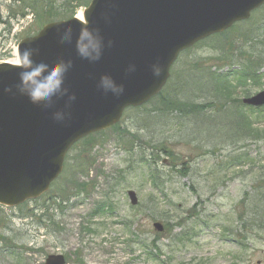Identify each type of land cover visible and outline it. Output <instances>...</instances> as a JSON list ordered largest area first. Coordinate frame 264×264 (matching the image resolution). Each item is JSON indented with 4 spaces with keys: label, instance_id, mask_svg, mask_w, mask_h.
<instances>
[{
    "label": "rangeland",
    "instance_id": "1",
    "mask_svg": "<svg viewBox=\"0 0 264 264\" xmlns=\"http://www.w3.org/2000/svg\"><path fill=\"white\" fill-rule=\"evenodd\" d=\"M63 1L55 0L58 6ZM19 6L0 0L1 61L15 62L19 42L39 30L35 15L22 18ZM171 69L155 97L71 147L62 175L39 200L0 205L4 248L23 245L24 264L59 253L67 264H264V230L242 214L257 203L253 188L264 173V138L252 129L264 127V107L242 103L264 89V5L184 51ZM173 99L203 108L186 115L167 107ZM245 122L251 136L243 139L237 132ZM152 169L158 170L154 179ZM84 182L88 187L77 191ZM128 190L137 193V206ZM40 206L49 208L41 218ZM32 210L35 215L22 216ZM156 220L169 222L174 233L192 228V237L171 243L155 229ZM156 235L161 261L146 250ZM13 263L8 253L0 254V264Z\"/></svg>",
    "mask_w": 264,
    "mask_h": 264
},
{
    "label": "water",
    "instance_id": "2",
    "mask_svg": "<svg viewBox=\"0 0 264 264\" xmlns=\"http://www.w3.org/2000/svg\"><path fill=\"white\" fill-rule=\"evenodd\" d=\"M263 4L264 0H91L82 20L55 21L22 39L18 54L27 47L39 48L33 56L37 63L52 64L61 57L73 61L64 83L76 99L67 109L71 116L57 121L53 112L64 108L67 95L56 98L52 108L35 105L15 88L21 69L0 63V204L16 206L41 196L63 170L75 142L118 123L126 107L140 106L158 94L182 50L248 19ZM82 25L99 28L104 37L103 55L96 62L77 54ZM67 26L73 29L71 43L62 41L58 32ZM155 63L163 69L159 77L153 72ZM132 64L135 70L128 71ZM105 73L123 84L120 96L98 87ZM8 87L11 93L5 91ZM243 102L264 106V90ZM128 195L136 205V192L129 190ZM154 227L164 229L161 222ZM41 264L66 260L63 254H52Z\"/></svg>",
    "mask_w": 264,
    "mask_h": 264
},
{
    "label": "clouds",
    "instance_id": "3",
    "mask_svg": "<svg viewBox=\"0 0 264 264\" xmlns=\"http://www.w3.org/2000/svg\"><path fill=\"white\" fill-rule=\"evenodd\" d=\"M61 40L71 43L73 29L70 26L58 30ZM112 41H108L111 46ZM104 37L99 28H91L82 25L79 35L76 39L77 54L90 62H96L101 59L104 50ZM39 54V48L27 47L19 52L14 67L21 69L19 72L20 82L15 85L19 94L29 98L31 103L42 105L44 108H52L56 103V98L67 95L68 99L64 108L53 112V118L57 121H64L66 117L71 116L67 109L71 108L72 102L76 99V94H69V88L65 86V78L69 69L73 65L71 59L58 58L52 64L45 62L37 63L33 56ZM154 75L160 76L163 69L158 63L152 65ZM135 65L129 66L128 71H134ZM98 87L105 93L111 92L115 96H120L124 92L123 84L117 83L110 74H103L100 77ZM11 93L12 87L5 89Z\"/></svg>",
    "mask_w": 264,
    "mask_h": 264
},
{
    "label": "trees",
    "instance_id": "4",
    "mask_svg": "<svg viewBox=\"0 0 264 264\" xmlns=\"http://www.w3.org/2000/svg\"><path fill=\"white\" fill-rule=\"evenodd\" d=\"M20 2L19 9L21 10L19 15L24 18L27 15H29L30 13H32L33 15H35V20H37V22H39L38 24V28L40 29L44 24L53 21V20H58L60 18L62 19H66L69 18L71 16H73L77 10V8L79 7H83L86 6L90 0H64L63 3L58 6L56 5L55 0H14V2ZM70 14V15H68ZM15 17V16H12ZM36 33V32H35ZM215 36H220L222 35V33L219 34H214ZM1 59V58H0ZM261 60V58H260ZM212 80L215 81L213 82L216 86L215 87H219V83H220V79L219 77H212ZM227 88V87H226ZM161 97V102L165 104L166 99ZM229 99V98H227ZM213 104V102H211ZM171 105H168L167 107H175L178 111L186 114V115H191V114H198L199 112H201L200 110L203 108L202 106H200V104L195 103L193 101H179L178 99L175 100L173 99V101L170 102ZM202 107V108H201ZM245 122V127L242 128L241 132L238 131L237 134L239 135V138H247L250 135L249 132H251L249 129L248 124ZM254 130V133H256V135L258 134L260 138H264V127L263 128H252ZM237 131V130H236ZM235 130L233 129V135H235ZM249 135V136H248ZM162 151L166 152L167 154H170L171 152H167V150L162 149ZM153 155H155V153H152ZM238 158H236L237 161ZM143 161V160H142ZM261 170H264V163L260 166ZM151 171V177L152 179H154L153 175H156V171L158 170H150ZM260 180L259 183L257 182L256 185L254 186L253 189L256 190L257 196L255 197V202L257 201L256 204H254V208L250 209L249 212H247L246 214H244L245 212H243V215H246V221L247 224L250 225H255L258 230L262 229L264 230V185L262 183H264V173L260 175ZM88 187V184L86 182L82 183V184H77L76 189L77 191L80 192L81 189H85ZM63 197L66 198V194L63 195ZM68 198V196H67ZM244 200H241V203H244ZM59 205V204H58ZM107 204H102L101 206L103 207V209L106 207ZM107 207H111L109 205H107ZM39 209L41 210V214H39V218L47 215L48 213V207L47 206H40ZM36 214V213H35ZM34 214V210H32L31 213H25L22 216H30V215H35ZM243 215L238 216L240 219V221L243 220ZM50 221L52 219V221L54 222L53 218H48ZM134 223V221H130L129 223H124V225L126 226H131ZM246 223V222H244ZM46 225V224H45ZM246 225V224H245ZM164 228H165V233L166 236H168L170 238L171 243H177L182 241V243H185L188 238H191L192 235L190 233V230L192 228H186L183 227L179 232L174 233L173 232V226H171L169 224V222H164ZM157 238H153V240H151L146 246V250H147V254L148 257L149 256H155L157 258H155L154 260L156 261H161V255L163 254L161 251L160 246L157 244L158 238L160 237L159 235H156ZM8 240V237L4 235V233L2 231H0V241H1V245H0V254H7L9 255V257L13 258V264H24V259L25 257V253L27 252L26 249L23 248V245H19V244H13L10 243V247L8 248L10 251H8L6 249V247L4 248L3 245L4 243H6V241ZM178 240V242L176 241ZM181 243V244H182ZM144 247V246H143ZM156 253V254H155Z\"/></svg>",
    "mask_w": 264,
    "mask_h": 264
},
{
    "label": "bare ground",
    "instance_id": "5",
    "mask_svg": "<svg viewBox=\"0 0 264 264\" xmlns=\"http://www.w3.org/2000/svg\"><path fill=\"white\" fill-rule=\"evenodd\" d=\"M78 19L79 20H82V12H80V13H78ZM18 56V55H17ZM7 62H10V61H7ZM6 62V63H7ZM16 62V61H15ZM15 62H10V63H13V64H15Z\"/></svg>",
    "mask_w": 264,
    "mask_h": 264
}]
</instances>
